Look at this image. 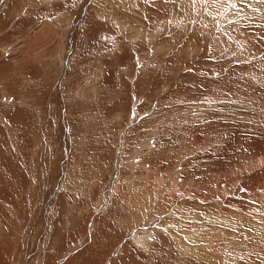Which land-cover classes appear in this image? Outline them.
I'll return each instance as SVG.
<instances>
[{
    "label": "rangeland",
    "instance_id": "374dc122",
    "mask_svg": "<svg viewBox=\"0 0 264 264\" xmlns=\"http://www.w3.org/2000/svg\"><path fill=\"white\" fill-rule=\"evenodd\" d=\"M1 153L0 264H264V0H0Z\"/></svg>",
    "mask_w": 264,
    "mask_h": 264
},
{
    "label": "bare ground",
    "instance_id": "6f19581e",
    "mask_svg": "<svg viewBox=\"0 0 264 264\" xmlns=\"http://www.w3.org/2000/svg\"><path fill=\"white\" fill-rule=\"evenodd\" d=\"M5 154H6V153H5ZM0 158H1V160H2V162H1L0 164H2V168L5 170L4 173H7V175L10 176L11 178H15V181H17V182H19V183H22L21 180L23 181V178L25 177V176H24V175H25L24 171H23V173H22L21 171H19V172L16 173V170H17V169L14 168V169H16V170H15V172L12 174L11 166H13L12 164H13L14 161H12V159L9 158V155L6 156V155H4V153H1ZM11 158H12V157H11ZM15 164H16V163H15ZM20 164H21V163H20ZM14 169H13V170H14ZM1 173H2V172H1ZM4 173H3V174H4ZM154 173H155V172H154ZM3 174H2V175H3ZM3 178H4V177H3ZM259 188H260V187H259ZM146 224H147V223H146ZM148 226H149V225H148ZM164 226H165V227H164ZM164 226H163L164 228L160 227V228H158V229H160V230L165 229V228H166V225H164ZM143 227H144V226H143ZM145 229H147V227H146ZM182 232H183V231H182ZM189 233H190V232H189ZM182 234H183V233H182ZM174 236H175V235H173V237H174ZM177 236H178V235H177ZM185 237L187 238V235H186V236L184 235V238H185ZM156 238L158 239V237H156ZM144 239H145L146 242H148L149 240H151L150 237H146V238H144ZM174 239L176 240L175 237H174ZM175 240H174V241H175ZM177 240H178V241H175V243H176V242H181V241L183 242V241H184L182 238H179V237L177 238ZM158 241H159V240H158ZM185 241H186V239H185ZM187 241H188V238H187ZM135 242L138 243L139 241H138L137 239H135ZM139 243H140V242H139ZM153 243H154V242H153ZM183 243H184V242H183ZM186 243H187V242H186ZM142 244L144 245V243H142ZM178 244H179V243H178ZM178 244H177V245H178ZM136 245H137V244H136ZM138 245H139V244H138ZM140 245H141V244H140ZM151 245H153V244H150L149 246H151ZM177 245H176V246H177ZM179 245H180V244H179ZM179 245H178V248H180V246H181V245H180V246H179ZM183 245H186V244H183ZM183 245H182V247H181L182 250H183V247H184ZM144 246H146V245H144ZM149 246H148V247H149ZM138 247H139V246H138ZM151 247H152V246H151ZM151 247H150V248H151ZM139 248H140V247H139ZM141 248H142V247H141ZM144 248H145V247H144ZM184 248H185V247H184ZM186 248H187V245H186ZM186 248H185V249H186ZM188 248H190V244H189V247H188ZM147 249H148V248H147ZM141 250H142V249H141ZM143 250H144V249H143ZM148 250H150V249H148ZM182 250L180 251L181 253H182V252H186V251H184V250L182 251ZM188 251H189V250H187V253H188ZM0 252H1V251H0ZM139 252H140V251H139ZM262 252H263V251H262ZM132 253H134V252H132ZM141 253H142V252H141ZM187 253H186V254H187ZM182 254H183V253H182ZM130 255H131V254H130ZM211 255H212V254H211ZM0 256H2L1 253H0ZM188 256H189V255H188ZM213 256H214V255H213ZM257 256H258V257H261V256H264V255H260V254L258 253ZM84 257H85V256H84ZM185 257H186V256H185ZM231 261H232V260H231ZM207 264H208V263H207ZM212 264H230V263L228 262V260L225 261V260L220 259V258H217V259H216L215 256H214V260H213V263H212ZM232 264H233V263H232ZM242 264H256V262H251V261L246 260V261H245L244 263H242ZM257 264H258V263H257ZM262 264H263V263H262Z\"/></svg>",
    "mask_w": 264,
    "mask_h": 264
}]
</instances>
